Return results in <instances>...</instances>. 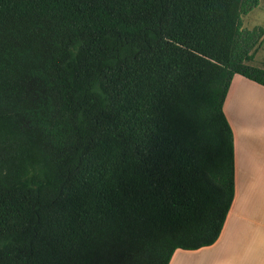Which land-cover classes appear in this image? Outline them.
Instances as JSON below:
<instances>
[{
    "label": "trees",
    "instance_id": "1",
    "mask_svg": "<svg viewBox=\"0 0 264 264\" xmlns=\"http://www.w3.org/2000/svg\"><path fill=\"white\" fill-rule=\"evenodd\" d=\"M259 4L0 0V264H169L219 239Z\"/></svg>",
    "mask_w": 264,
    "mask_h": 264
},
{
    "label": "crops",
    "instance_id": "2",
    "mask_svg": "<svg viewBox=\"0 0 264 264\" xmlns=\"http://www.w3.org/2000/svg\"><path fill=\"white\" fill-rule=\"evenodd\" d=\"M225 113L235 166V196L225 225L213 245L177 249L169 264H264V85L240 75L227 94Z\"/></svg>",
    "mask_w": 264,
    "mask_h": 264
},
{
    "label": "rangeland",
    "instance_id": "3",
    "mask_svg": "<svg viewBox=\"0 0 264 264\" xmlns=\"http://www.w3.org/2000/svg\"><path fill=\"white\" fill-rule=\"evenodd\" d=\"M245 19V20H244ZM244 27L253 28L254 26H263L264 27V0H260L259 6L254 8L250 13L244 16ZM254 66L260 67V65H264V39L261 44L258 46L255 57H254ZM240 75L234 77L228 92L229 94L233 91L235 85L237 84ZM240 98V97H239ZM238 99V98H237ZM231 116V115H230Z\"/></svg>",
    "mask_w": 264,
    "mask_h": 264
},
{
    "label": "bare ground",
    "instance_id": "4",
    "mask_svg": "<svg viewBox=\"0 0 264 264\" xmlns=\"http://www.w3.org/2000/svg\"><path fill=\"white\" fill-rule=\"evenodd\" d=\"M245 20V19H244Z\"/></svg>",
    "mask_w": 264,
    "mask_h": 264
}]
</instances>
